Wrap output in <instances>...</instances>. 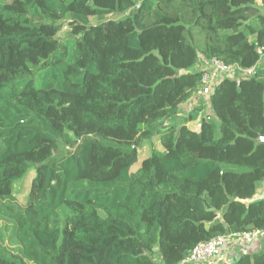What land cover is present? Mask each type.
<instances>
[{"label":"trees","instance_id":"trees-1","mask_svg":"<svg viewBox=\"0 0 264 264\" xmlns=\"http://www.w3.org/2000/svg\"><path fill=\"white\" fill-rule=\"evenodd\" d=\"M202 57L260 66L264 0H0V264H180L264 230V79H222L195 131Z\"/></svg>","mask_w":264,"mask_h":264},{"label":"built area","instance_id":"built-area-1","mask_svg":"<svg viewBox=\"0 0 264 264\" xmlns=\"http://www.w3.org/2000/svg\"><path fill=\"white\" fill-rule=\"evenodd\" d=\"M262 53V49H259ZM256 66L245 69L239 64H227L219 58L208 60V67L203 71L198 93L208 96L215 86L224 78H243L253 76L257 71ZM201 124H198L199 131ZM259 197H264V192ZM258 239H264V230L248 232L228 233L199 243L180 264H231L229 259L223 256L224 248L232 242L251 244Z\"/></svg>","mask_w":264,"mask_h":264},{"label":"rangeland","instance_id":"rangeland-1","mask_svg":"<svg viewBox=\"0 0 264 264\" xmlns=\"http://www.w3.org/2000/svg\"><path fill=\"white\" fill-rule=\"evenodd\" d=\"M258 1L260 2V0H258ZM115 17H117V16H115ZM97 21L98 20L96 17L92 18L93 23H96ZM207 67H208V61L203 59V57H202V60L199 62V65L197 66V68L202 69V70H206ZM256 71H259L258 73H260L261 74L260 76H262V78L264 79V58L262 59V62L260 63V66ZM253 75H257V72L254 73ZM199 97L201 100L198 104L193 106L190 103H188V104L184 105V109H183V114L185 116L189 115V113H191L197 107H202V109H203L202 112H200L193 121H189L187 123V125L192 129H198V124H201V116L209 114V112H210V105H209V101H208L209 98L207 96H203L201 94H199ZM62 149H63V145H61V148L59 149V151H62ZM154 149L155 150H161V151L165 150L163 148V145H162L159 138H156V139L152 140L151 142H145L140 147V149H139V162L134 167V170L140 166L141 161L145 157H148L151 155V153ZM33 174L31 176H33ZM30 186H31V177H29L25 180L19 179L16 181L14 193H15V196L17 197V199L21 205H24V203L26 202V196L29 192ZM261 194H263V192H262V189L259 187L258 196H260ZM59 213H60L61 218H65V215L67 213V209L65 207H62L59 210Z\"/></svg>","mask_w":264,"mask_h":264},{"label":"crops","instance_id":"crops-1","mask_svg":"<svg viewBox=\"0 0 264 264\" xmlns=\"http://www.w3.org/2000/svg\"><path fill=\"white\" fill-rule=\"evenodd\" d=\"M256 68L258 69L259 66H256ZM200 100L201 99L199 97V93H196L185 104L190 103L191 105L194 106V105L198 104L200 102ZM201 118H202V116H201ZM263 249H264V239H258L251 244L232 242L224 248L223 256L226 259H229L231 261V264H233L232 261L234 259H236L237 257H240L243 253H256V252H259Z\"/></svg>","mask_w":264,"mask_h":264},{"label":"water","instance_id":"water-1","mask_svg":"<svg viewBox=\"0 0 264 264\" xmlns=\"http://www.w3.org/2000/svg\"><path fill=\"white\" fill-rule=\"evenodd\" d=\"M261 140L264 141V137H262Z\"/></svg>","mask_w":264,"mask_h":264}]
</instances>
